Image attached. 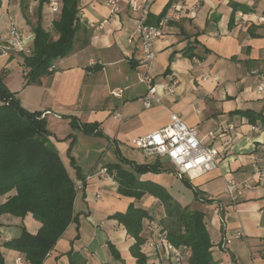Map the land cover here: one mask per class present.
I'll return each mask as SVG.
<instances>
[{
    "label": "crops",
    "instance_id": "crops-1",
    "mask_svg": "<svg viewBox=\"0 0 264 264\" xmlns=\"http://www.w3.org/2000/svg\"><path fill=\"white\" fill-rule=\"evenodd\" d=\"M171 3L180 7L181 18L166 23L165 37L154 44V60L144 66L136 33L141 8L148 12V23L155 24ZM236 4L249 11L233 12ZM119 7L111 15L106 0H77L79 28L70 52L53 62L51 73L29 83L24 54L8 47L10 30L15 28L22 45L30 49L33 28L40 24L50 30L58 15L39 0H0V75L8 91L23 109L41 113L46 120L49 140L73 182L94 175L75 196L76 222L68 226L42 264H68L70 249L80 253L86 264H119L108 243L125 264H135L129 253L132 238L109 217L124 212L129 204L153 210L160 217L164 210L148 193L138 200L120 196L112 177L96 174L121 158L139 165L158 163V172L137 174L138 181L204 214L212 264H264V177L258 179L255 174L264 164V128L237 114L264 115V22L259 21L264 16V0H152L145 5L143 0H119ZM144 72L160 85L171 78L177 81L175 92L150 109L141 102L146 88L138 76ZM117 90L121 94L113 96ZM174 113L197 129L203 145L218 150L217 169L193 181L178 179L164 161L146 158L128 144L131 138L168 125ZM72 120L96 125L101 135L87 136L72 129ZM252 126L260 131L251 130ZM209 133L214 134L213 140ZM67 136L74 138L72 145ZM230 180L247 181L254 188L243 189L231 201L224 193ZM4 201L0 197V204ZM155 219L144 221L143 251L149 264H160L148 231V223ZM23 228L34 235L39 224L30 215H0V264H28L22 253L3 246L18 238ZM237 232L242 233L241 239L233 238ZM225 239L230 243L225 245ZM189 256L186 250L184 264Z\"/></svg>",
    "mask_w": 264,
    "mask_h": 264
},
{
    "label": "trees",
    "instance_id": "trees-1",
    "mask_svg": "<svg viewBox=\"0 0 264 264\" xmlns=\"http://www.w3.org/2000/svg\"><path fill=\"white\" fill-rule=\"evenodd\" d=\"M39 3L48 4L49 0H39ZM60 7V13L52 21L50 30L43 29L40 24L33 28L30 53L23 57L29 83L51 73L48 72L50 65L65 57L72 48L74 35L79 28L77 0H61ZM237 10L249 11L240 4L234 5L233 12ZM237 114L253 125L259 122L264 128V115L261 113L239 111ZM71 127L80 129L87 136L101 135L96 125H78L72 120ZM49 136L51 134L41 113L23 109L14 94L8 91L4 76L0 75V197H5L0 204V215L18 218L30 215L39 224L36 234L32 235L23 228L18 238L5 242L3 246L22 253L28 264H42L68 226L76 222L74 182ZM69 158L73 165V159ZM119 160L120 163L104 167L107 175L117 183V194L138 200L148 193L157 198L164 215L156 222L167 232V240L175 247L190 251L187 264H212V244L204 214L190 211L173 201L168 194L154 190L155 186L149 188L148 184L138 181L137 174L158 172V163L139 165L124 158ZM122 165L129 166L130 170ZM75 170L78 174L77 167ZM194 196L197 198L196 192ZM109 219L123 226L126 235L132 238L129 253L135 264H149L143 251L147 241L144 221H153L152 215L143 208L129 204L124 212H116ZM107 247L113 259L125 264L113 245L108 243ZM66 256L68 264H86L82 255L73 249Z\"/></svg>",
    "mask_w": 264,
    "mask_h": 264
},
{
    "label": "built area",
    "instance_id": "built-area-1",
    "mask_svg": "<svg viewBox=\"0 0 264 264\" xmlns=\"http://www.w3.org/2000/svg\"><path fill=\"white\" fill-rule=\"evenodd\" d=\"M106 1L110 8V14H117L120 10L119 0ZM151 1L143 0V4L145 5ZM48 5L52 14H59L61 0H49ZM141 9L136 33L142 52V64L148 66L155 58V42L165 37L164 27L166 23L170 20H179L181 9L175 3H171L155 24L148 23V12L144 7ZM259 21L264 22V16L260 17ZM103 22L106 23V20ZM7 44L9 48L17 52H22L25 55L30 53V50L22 45L15 28L10 30ZM52 71L53 64L48 68V72ZM138 79L146 88V94L141 98L142 105L146 109H150L155 104H160L161 99L173 94L177 87L175 79L171 78L167 83L160 85L147 72L139 74ZM111 94L118 97L121 91H112ZM41 117L43 118L42 115ZM117 117L118 115L113 116V118ZM251 130L260 131V127L252 126ZM208 137L213 140L214 134L209 133ZM128 144L139 150L146 158L155 157L166 162L178 179L193 181L218 167V150L212 145H203L202 140L199 139L197 129L188 126L179 114H171L168 125L145 136L131 138L128 140ZM96 174L106 175V169H100ZM255 174L258 179L264 177V164L256 170ZM92 176L94 175H87L81 182H74L76 194L83 190L85 182L89 181ZM252 188H254V185L247 181L236 183L230 180L226 183L224 193L233 201L243 189ZM148 231L150 232V247L157 254L160 264H184L186 248L172 245L167 240V232L162 230L156 222L148 223ZM242 237L241 232H237L233 236L237 240ZM224 242L225 245L229 244L230 239H225Z\"/></svg>",
    "mask_w": 264,
    "mask_h": 264
},
{
    "label": "rangeland",
    "instance_id": "rangeland-1",
    "mask_svg": "<svg viewBox=\"0 0 264 264\" xmlns=\"http://www.w3.org/2000/svg\"><path fill=\"white\" fill-rule=\"evenodd\" d=\"M54 15V14H53ZM68 137V136H67ZM67 137H65V139L67 138ZM69 140H70V142H69V145L73 142V140H74V138L73 137H70V138H68ZM82 145V144H81ZM105 159L107 160H109L110 159V157H108V154H105ZM162 162V161H161ZM164 165L166 164V165H168L166 162H162ZM146 211L148 212V213H150V212H152V216H153V218H156V219H159L160 218V216H159V214H157V213H154V211L153 210H147L146 209ZM155 219V220H156Z\"/></svg>",
    "mask_w": 264,
    "mask_h": 264
}]
</instances>
